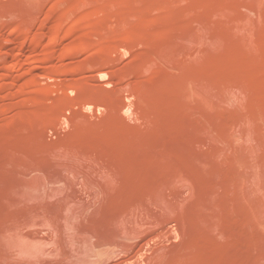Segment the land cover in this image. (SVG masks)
Here are the masks:
<instances>
[{"label": "rangeland", "instance_id": "1", "mask_svg": "<svg viewBox=\"0 0 264 264\" xmlns=\"http://www.w3.org/2000/svg\"><path fill=\"white\" fill-rule=\"evenodd\" d=\"M0 35V264H264V0H0ZM125 126H137L130 132L140 138L130 141L133 135ZM71 130H84V136ZM74 135L90 136L88 142L95 138L79 146ZM151 140L157 142L154 149ZM70 149L86 157L74 161L81 159L83 167L56 157ZM101 151L118 156H112L114 161L108 157L117 165L112 167ZM147 155L151 159L146 161ZM123 158L142 167L136 174L145 178L134 179L131 186L139 185V191L145 182L146 195L136 192V199L131 196L135 204L119 210L120 221L98 229L96 217L105 197L109 201V189L96 165L117 168L127 162ZM138 197L146 203L137 202Z\"/></svg>", "mask_w": 264, "mask_h": 264}, {"label": "bare ground", "instance_id": "2", "mask_svg": "<svg viewBox=\"0 0 264 264\" xmlns=\"http://www.w3.org/2000/svg\"><path fill=\"white\" fill-rule=\"evenodd\" d=\"M26 13H27V12H26ZM28 17H29V16H28ZM24 19H25V18H24ZM41 20H42V19H41ZM28 22H29V21H28ZM40 24H41V23H40ZM22 26H23V25H22ZM28 26H29V25H28ZM38 26H39V25H38ZM40 27H42V26L40 25ZM34 30H35V29H34ZM10 31H11V30H10ZM28 31H29V30H28ZM25 32H26V31H25ZM0 36H1V35H0ZM25 37H27V35H26ZM0 38H1V37H0ZM30 39H31V38H30ZM1 43H3V40H2ZM29 43H30V42H29ZM27 44H28V42H27ZM31 44H32V43H31ZM0 45H2V44H0ZM29 45H30V44H29ZM0 49H1V48H0ZM2 49H5V48L3 47ZM5 50H6V49H5ZM0 58H1V57H0ZM87 109H88V108H87ZM139 109H142V108H140V106H139ZM147 109H148V108H147ZM153 109H154V108H153ZM144 110H145V109H144ZM150 110H151V107H150ZM154 110L157 111V109H154ZM154 110H153L152 112H155ZM93 111H94V110H93ZM111 111H112V110H111ZM142 111H143V110H142ZM145 111H146V110H145ZM112 112H113V111H112ZM149 112H150V111H148L147 113H149ZM141 113H142V112H140L138 115H140ZM114 114H118V112H117V113H114ZM142 114H143V113H142ZM110 115H111V114H110ZM128 115H129V114H128ZM143 115H144V114H143ZM150 115H151V114H150ZM150 115H148V116L150 117ZM144 116H145V115H144ZM151 116H153V114H152ZM154 116H155V113H154ZM157 116H159V115H157ZM105 117H106V116H105ZM114 117H115V116H114ZM114 117H113V118H114ZM118 117H120V116H118ZM129 117H130V116H129ZM139 117H140V116H139ZM141 117H142V116H141ZM161 117H162V116H161ZM161 117H160V119H161ZM110 118H111V117H110ZM123 118H124V117H123ZM123 118H121V119L123 120ZM144 118H145V117H144ZM144 118H143V119H144ZM147 118H148V117H147ZM155 118H156V116H155ZM180 118H181V117H180ZM103 119H104V118L100 119V122H101V120H103ZM121 119H120V120H121ZM126 119H127V118H126ZM139 119H141V118H139ZM150 119H151V118H150ZM152 119H153V118H152ZM152 119H151V120H152ZM158 119H159V118H158ZM164 119H165V118H164ZM164 119H163V117H162V120H163V122L165 123V120H166V119H165V120H164ZM97 120H98V119H97ZM107 120H108V118H107ZM114 120H115V119H114ZM122 120H121V121H122ZM183 120H184V119H183ZM87 121H88V120H87ZM109 121H110V120H109ZM109 121H108V122H109ZM115 121H117V120H115ZM124 121H125V120H124ZM132 121H133V120H132ZM138 121H139V120H138ZM144 121H145V119H144ZM146 121H147V120H146ZM152 121H153V120H152ZM89 122H91V121H89ZM95 122H97V121H95ZM103 122H105V120H104ZM106 122H107V121H106ZM128 122H129V121H128ZM153 122L155 123V121H153ZM158 122H160V121L157 120V121H156V124H157ZM163 122H162V123H163ZM181 122H182V121H181ZM181 122H180V123H181ZM91 123H92V122H91ZM109 123H110V122H109ZM116 123H117V122H116ZM120 123H121V122H120ZM120 123H119V121H118V124H120ZM126 123H127V122H126ZM129 123H130V122H129ZM145 123H146V122H145ZM154 123H153L152 125H154ZM174 123H176V121H174ZM83 124H84V123L80 124V126L83 125ZM98 124H99V123H98ZM105 124H106V123H105ZM114 124H115V123H113V125H114ZM123 124H124V122H123ZM137 124H138V122H137ZM139 124H140V123H139ZM142 124H144V123H142ZM156 124H155V126H157ZM165 124H166V123H165ZM172 124H173V123H172ZM184 124H185V122H184ZM85 125H86V123H85ZM88 125L90 126L89 123H88ZM88 125H87V126H88ZM92 125H94V123H92ZM100 125H102V124H100ZM107 125H108V124H107ZM113 125H112V126H113ZM125 125H127V124H125ZM129 125H130V124H129ZM129 125H127V126L129 127ZM135 125H136V124H135ZM152 125H151V126H152ZM160 125H161V123L159 124V126H160ZM167 125L169 126V123L166 124V125H164V126L167 127ZM175 125H176V124H175ZM177 125H179V123H178ZM182 125H183V123H182ZM182 125H181V126H182ZM95 126H96V123H95ZM109 126H110V125H109ZM112 126H111V127H112ZM120 126H122V125H120ZM127 126H125L124 129H126ZM144 126H145V125H144ZM147 126H148V124H147ZM147 126H146V128H145V127H144V128L147 129V128H148ZM161 126H162V125H161ZM77 127H78V126H77ZM81 127H83V126H81ZM85 127H86V126H84L83 128H85ZM91 127H92V126H91ZM91 127H90V128H91ZM96 127H97V126H96ZM96 127H95V129H96ZM104 127H105V126H104ZM113 127H114V126H113ZM123 127H124V126H123ZM135 127H137V126H135ZM135 127L133 128V130H135ZM140 127H141V126H140ZM162 127H163V126H162ZM174 127L177 129L176 126H173V128H174ZM178 127H179V126H178ZM75 128H76V127H74V129H75ZM83 128H82V129H83ZM88 128H89V127H88ZM92 128H93V127H92ZM92 128H91V129H92ZM99 128H100V126H99ZM101 128H102V127H101ZM101 128H100V129H101ZM105 128H107V126H106ZM129 128H131V126H130ZM152 128L154 129V127H152ZM157 128H158V127H157ZM160 128H161V127H160ZM167 128H168V127H167ZM93 129H94V128H93ZM107 129H109V127H108ZM107 129H105V130L102 129V130L105 131L104 134H106V132L109 131V130L112 131V130H111L112 128L109 129V130H107ZM114 129H115V128H113V130H114ZM142 129H143V128H142ZM148 129H149V128H148ZM155 129H156V128H155ZM155 129H154V130H155ZM163 129H164V128H163ZM163 129L161 128L160 130L163 131ZM182 129H184V128H182ZM182 129H181V130H182ZM84 130H85V129H84ZM84 130H82L83 132L81 131L82 133H81L80 131H78V130H77L76 133H75L76 130H75V131H74V130H73V131L71 130V131L74 132L75 134L79 133V134H77V135H81V134L83 135ZM102 130H101V131H102ZM131 130H132V129L129 130V129L127 128V129L124 130V131H127V132L129 131V132H130ZM133 130H132V131H133ZM149 130H150V129H149ZM157 130L160 131L159 128H158ZM166 130H167V129H166ZM166 130H165V131H166ZM178 130H180V129H178ZM181 130H180V131H181ZM85 131H89V130L87 129V130H85ZM91 131H92V130H91ZM94 131H95V130H94ZM94 131H92V132H94ZM96 131H99V130H98V127H97ZM96 131H95V133H96ZM145 131H146V130H145ZM152 131H153V130L151 129L150 132H152ZM165 131H164L163 133H165ZM169 131H170V129H169ZM140 132H142V131H141L140 128H139V134H140ZM146 132H147V131H146ZM171 132H172V133H171ZM171 132H169V133H171V134H173V132L176 133L175 131H171ZM182 132H183V131H182ZM74 133H73V134H74ZM80 133H81V134H80ZM88 133H89V132H88ZM97 133H98V132H97ZM99 133H100V131H99ZM108 133H109V132H108ZM110 133H111V132H110ZM130 133L132 134V132H130ZM135 133L137 134V135H135L136 137L139 136V134L137 133V131H136ZM143 133H144V131L142 132V134H143ZM148 133H149V132H148ZM148 133H146L147 136H148ZM153 133H154V131H153ZM179 133H180V132H179ZM86 134H87V133H85V135H86ZM90 134H91V132H90ZM102 134H103V133H102ZM102 134H99V135H102ZM104 134H103V135H104ZM150 134H151V137H152V133H150ZM157 134H158V133H157ZM157 134H154V135H157ZM161 134H162V132H161ZM69 135H70V134H69ZM77 135H74V139H73V140H74V141H73L74 145L78 144V142H80V141H82V142L85 144V142H86V140H87L86 137H88V136H86L85 139H80L82 135L80 136V138H79V136L77 137ZM91 135H92V134H91ZM93 135H94V134H93ZM107 135H108V134H107ZM126 135H127V134H126ZM126 135L124 134V136H126ZM132 135H133V137L130 136V137H131V140H130V141L134 140V138H135V137H134V132H133ZM154 135H153V137H154ZM162 135H164V134H162ZM177 135H178V134H177ZM177 135H175V138H176ZM83 136H84V135H83ZM122 136H123V134H122ZM122 136H121V138H122ZM124 136H123V137H124ZM128 136H129V135H128ZM128 136H126V137H128ZM147 136H145V137L148 139V137H150V136H148V137H147ZM158 136H161V135L158 134ZM173 136H174V134H173ZM89 137H90V136H89ZM89 137H88V139H89ZM92 137H93V136H91V139H92ZM95 137H97L96 134H95ZM95 137H93V141H94V138H95ZM100 137H101V136H100ZM110 137H111V136L109 135V136H108V139H109ZM126 137H124V138L126 139ZM142 137H143V136H142ZM151 137H150V138H151ZM166 137H167V136H166ZM169 137H170V136H169ZM177 137H178V136H177ZM180 137H181V136H179V139H180ZM72 138H73V136H72ZM83 138H84V137H83ZM98 138H99V137H98ZM124 138H122L121 141H124ZM139 138H140V136H139ZM139 138H135V139L138 140ZM154 138H157V136L154 137ZM162 138H163V137H162ZM170 138H172V136H171ZM65 139H66V138H65ZM67 139H68L69 141H67V143H65L66 145H67V144L69 145V142L72 143L71 140L68 138V136H67ZM91 139H90V141H92ZM101 139H102V137H101ZM111 139H112V138H111ZM129 139H130V138H129ZM151 139H152V138H151ZM158 139H159V138L156 139L157 142H158ZM160 139H161V137H160ZM160 139H159V140H160ZM166 139H167V138H166ZM177 139H178V138H177ZM179 139H178V140H179ZM84 140H85V142H84ZM97 140H98V139H97ZM97 140H95V141H97ZM99 140H100V139H99ZM99 140H98V141H99ZM102 140H103V139H102ZM102 140H101V141H102ZM106 140H107V139H106ZM106 140H104L103 142H105ZM137 140H136V142H137ZM156 140H155V141H156ZM161 140H162V139H161ZM167 140H169V139H167ZM171 140H175V139H170V141H171ZM181 140H182V139H181ZM63 141L65 142L66 140H63ZM63 141H62V142H63ZM90 141H89V142H90ZM115 141H116V140H115ZM127 141H128V139H127ZM127 141H126V142H127ZM134 141H135V140H134ZM143 141L145 142V139H144V138H143ZM163 141H164V140H163ZM170 141H169V142H170ZM175 141H176V140H175ZM179 141H180V140H179ZM182 141H183V140H182ZM182 141H181V143H182ZM62 142H61V143H62ZM82 142H80V144H81ZM89 142H88V140H87L86 144H88ZM118 142H119V141H118ZM140 142H142V140H141ZM151 142H152V144H151L150 142H149V143L152 145V147H153L152 149H154V146H153L154 141L151 140ZM157 142H155V143H157ZM164 142H165V141H164ZM28 143H29V142H28ZM73 143H72V144H73ZM75 143H76V144H75ZM83 143H82V144H83ZM92 143H93V142H92ZM96 143H99V145H100L101 142L99 141V142H96ZM96 143H93V144L95 145ZM123 143H124V142H123ZM130 143L132 144V142H130ZM134 143H135V142H134ZM146 143H147V142H146ZM155 143H154V144H155ZM160 143H161V142H160ZM172 143H174V141H173ZM172 143H171V144H172ZM181 143H180V147L182 146ZM32 144H34V143H31V146H32ZM58 144H59V143H58ZM58 144H57V145H58ZM72 144H71V146H73ZM82 144H81V145H82ZM86 144H85V145H86ZM93 144H92V145H93ZM104 144H106V142L103 143V145H104ZM119 144H120V143H119ZM131 144H128V145L131 146ZM137 144H138V143H137ZM137 144L135 143V145H137ZM139 144H141V143H139ZM143 144H144V143H143ZM147 144H148V143H147ZM147 144H146V145H147ZM161 144H162V143H161ZM161 144H160V146H161ZM164 144L167 145L168 143H164ZM60 145H64V144H60ZM66 145H64V146L66 147ZM78 145H79V144H78ZM92 145L90 144V146H92ZM101 145H102V144H101ZM101 145H100V146H101ZM121 145H122V144H121ZM125 145H127V143H126ZM133 145H134V144H133ZM133 145H132V146H133ZM146 145H144L145 147L143 146L144 149L147 148ZM151 145H150L149 148H150V150L152 151V149H151ZM162 145H163V144H162ZM166 145H165V147H166ZM168 145H170V143H169ZM175 145H176V144H175ZM175 145H174V146H175ZM177 145H179V144H177ZM25 146H26V145H25ZM25 146H24V147H25ZM31 146H29V147H31ZM69 146H70V145H69ZM79 146H80V145H79ZM122 146H123V145H122ZM130 146H129V147H130ZM139 146H141V145H139ZM155 146H156V145H155ZM157 146H158V145H157ZM184 146H185V145H184ZM35 147H39V146H37V144H36ZM42 147H43V146H42ZM44 147H46V145H44ZM47 147H48V146H47ZM59 147H60V146H59ZM62 147H63V146H62ZM73 147H74V146H73ZM92 147H93V146H92ZM98 147H99V146H98ZM119 147H120V146H119ZM134 147H135V146H134ZM134 147H132V148H133L134 151H135L136 148L138 147V145H137L136 148H134ZM143 147H142V150H143ZM162 147H163V146H162ZM168 147H169V146H168ZM175 147H176V146H175ZM182 147H183V146H182ZM25 148L28 149V146L25 147ZM39 148H40V147H39ZM49 148H51V147H49ZM77 148H78V147H77ZM77 148H76V149H77ZM82 148H83V147H82ZM84 148H85V147H84ZM87 148H88V147H87ZM89 148H90V147H89ZM99 148H100V147H99ZM106 148H107V147H106ZM125 148H126V147H125ZM127 148H128V146H127ZM132 148H131V149H132ZM169 148H170V147H169ZM169 148H168V149H169ZM173 148H174V147H173ZM176 148H179V147H176ZM186 148H187V147H186ZM23 149H24V148H23ZM30 149H31V148H30ZM51 149H52V148H51ZM71 149H72V148H71ZM71 149H70V150H71ZM90 149H91V148H90ZM103 149H104V147H103ZM113 149H114L113 152H115V151L117 150V149L115 150V148H112L111 150H113ZM119 149H122V147L119 148ZM131 149H130L129 151H131ZM133 149H132V152H133ZM137 149H138V148H137ZM170 149H171V148H170ZM180 149H181V148H180ZM24 150H25V149H24ZM31 150H33V146H32V149H31ZM31 150H30V151H31ZM34 150H35V149H34ZM37 150H38V149H37ZM45 150H47V148H46ZM54 150H55V147H54ZM88 150H89V149H88ZM95 150L98 151L99 149L96 148V146H95ZM95 150H93V151H95ZM125 150L127 151V149H125ZM147 150H148V149H146V151H147ZM150 150H149V151H150ZM171 150H172V149H171ZM189 150L191 151L192 149L190 148ZM27 151H29V150H27ZM35 151H36V150H35ZM40 151H41V149H40ZM49 151H50V150H48V151H46V152H49ZM71 151H72V152H69V151L61 152V154H63V153H64V154H63V155H60V156L57 155L56 157H58V158L60 157V158L64 159V160L66 161L65 163H67V164H68V162H69V164H70V161H73V165H74V161L79 160L80 157H81V159L84 157V156L82 157L83 154H79V153H78L79 151H78V152H74L73 150H71ZM76 151H77V150H76ZM80 151H81V150H80ZM106 151H107V150H106ZM123 151H124V150H123ZM139 151L141 152L140 149H139ZM161 151H162V150H161ZM164 151H165V150H164ZM175 151H177V150L175 149ZM186 151H187V150H186ZM190 151H188L187 153H189ZM33 152H34V151H33ZM46 152H45V153H46ZM55 152H56V151H55ZM55 152H54V153H55ZM65 152H67V153H65ZM84 152L87 153V151H85V150H84ZM88 152H89V151H88ZM95 152H96V151H95ZM102 152H103V151L100 152V154H102V156H104V157L106 156L107 158L109 157V156H108L109 153H108V154H105V152H104V153H102ZM132 152H130V154H131ZM137 152H138V151H137ZM143 152H144V150H143ZM177 152H178V151H177ZM177 152H176V153H177ZM184 152H185V151H184ZM192 152H193V151H192ZM20 153H21V152H20ZM23 153H24V152H23ZM37 153H38V152H37ZM39 153H40V152H39ZM41 153H42V151H41ZM54 153H53V154H54ZM90 153H91V152H90ZM116 153L118 154V151H117ZM116 153H115V154H116ZM124 153H125V154L122 153V155H126V152H125V151H124ZM134 153H135V152H134ZM141 153H142V152H141ZM148 153H149V152H148ZM156 153H158V151H156ZM156 153H155V154H156ZM159 153H160V151H159ZM159 153H158V154H159ZM162 153H163V152H162ZM166 153H167V152H165V154H166ZM168 153H169V152H168ZM170 153L172 154L173 151H170ZM176 153H175V155H176ZM48 154H49V153H48ZM48 154H47V155H48ZM78 154H79V155H78ZM94 154H96V153H94ZM104 154H105V155H104ZM117 154H116V155H117ZM128 154H129V152H128ZM128 154H127V156H128ZM135 154L138 155L139 153H138V154L135 153ZM142 154H143V153H142ZM142 154H139V155H141V157H142ZM144 154H145V153H144ZM144 154H143V155H144ZM155 154H153L152 156L154 157ZM163 154H164V153H163ZM163 154H162L161 156H165V157H166V155H163ZM181 154L184 155L183 152H182ZM189 154H190V153H189ZM192 154H193V153H192ZM31 155H32V152H31ZM39 155H40V154H39ZM39 155H38V156H39ZM98 155H99V153H98ZM110 155H111V157H109V158L112 159V156L114 155V153H113V154H110ZM122 155H121V153H120V156H121V157H124V156H122ZM169 155H170V154H169ZM169 155H168V156H169ZM172 155H173V154H172ZM20 156H21V155H20ZM25 156H26V153H25ZM29 156H30V155H29ZM32 156H33V159H35V158H34V155H32ZM44 156H45V155L42 154L41 157L44 158ZM49 156H50V155H49ZM85 156H87V155H85ZM100 156H101V155H99V158H101ZM120 156H119V157H120ZM168 156H167V157H168ZM178 156H179V154H178ZM16 157H18V156H16ZM23 157H24V156H23ZM35 157H36V156H35ZM114 157H115V155H114ZM117 157H118V156H116L115 159H118ZM125 157H126V156H125ZM125 157H124V158H125ZM133 157H134V156H133ZM138 157H139V156H138ZM143 157H144V156H143ZM150 157H151V156H150ZM180 157H181V155H180ZM180 157H179V159H180ZM183 157H184V156H183ZM186 157L188 158L187 154H186ZM194 157H195V153H194ZM20 158H21V157H20ZM26 158H27V157H26ZM28 158H29V157H28ZM30 158H31V160H32V157H30ZM30 158H29V159H30ZM45 158H46V157H45ZM52 158H53V157H52ZM60 158H59V159H60ZM84 158H86V157H84ZM99 158H98V159H99ZM102 158H103V157H102ZM107 158H106V159H107ZM109 158H108V160H109ZM124 158H123V159H124ZM126 158H127V157H126ZM130 158H131V161H130V159H129V161H130L131 163L133 162V164H134L135 159H134V161L132 160V155H131ZM136 158H137V156H136ZM169 158H170V156H169ZM169 158H168V159H169ZM173 158H174V157H173ZM175 158H176V157H175ZM181 158H182V157H181ZM192 158H193V157H192ZM36 159H37V158H36ZM36 159H35V160H36ZM40 159H41V158H40ZM48 159H49V158H48ZM48 159L45 160V161L47 162ZM50 159H51V158H50ZM50 159H49V160H50ZM81 159H80V161H81ZM92 159H93V158H92ZM113 159H114V158H113ZM113 159H112V160H113ZM127 159H128V158H127ZM127 159H124V161H126ZM138 159H139V158H138ZM141 159H144V158H141ZM148 159H151V158H149L148 155H147V158H146V156H145V160L147 161ZM157 159H158V158H157ZM160 159H161V158H160ZM163 159H164V158H163ZM163 159H161V160H163ZM168 159H167V160H168ZM176 159H177L176 161H178V165H177V166H180V165H181V167H183V166H182V163H181V162H183V161L180 162L178 158H176ZM20 160H21V159H20ZM22 160H23V159H22ZM24 160H25V159H24ZM64 160H62L63 163H64ZM84 160H85V159H84ZM136 160H137V159H136ZM154 160H155V159L152 158V160H151L150 163H152ZM164 160H165V159H164ZM167 160H165L166 163H168ZM182 160H183V158H182ZM185 160H186V159H185ZM16 161H19V160L17 159ZM37 161H38V160H37ZM43 161H44V160H43ZM58 161H59V160H58ZM62 161H61V163H62ZM80 161H77L75 165L77 166L78 163H79V165L82 164ZM93 161H95V160H93ZM103 161H104V160H103ZM105 161H107V160H105ZM113 161H114V160H113ZM139 161H140V160H139ZM141 161H142V160H141ZM156 161H157V160H156ZM156 161H155V162H156ZM172 161H173V165H172V163L169 164V163L172 162ZM187 161H188L187 163H190V162H191L190 158H188ZM192 161H193V160H192ZM41 162H42V161H40L39 163H41ZM49 162H50V161H49ZM49 162H47V163H49ZM54 162H55V161H54ZM82 162H83V161H82ZM87 162H88V159H87ZM90 162H92V161H90ZM118 162L121 163L120 160H119ZM127 162H128V160H127ZM127 162H126V163H127ZM130 162H128V163H130ZM136 162H137V161H136ZM155 162H154V163H155ZM157 162H158V164H159V161H157ZM163 162H164V161H163ZM170 162L168 163V164L170 165V167L173 166V168L176 169V168L174 167V166H175L174 164H175L176 162L174 163V160H171V158H170ZM25 163H26V162H25ZM27 163H28V162H27ZM27 163H26V164H27ZM35 163H36V162H35ZM61 163H59V164H61ZM84 163H85V162H84ZM84 163H83V164H84ZM101 163H102V162H101ZM101 163H100V166H99V167H97V166L99 165V164L97 163V165H96V169L99 168L98 171H99V172H102V174H104V176L101 177V178H102L101 180H104V179H105V182H104V183H107L106 185H108V187H107V186H106V187H107V189H109V196H108L109 201L106 202V198H107V197H105V200L102 201V202L105 201L106 203L104 202L105 205L103 204V208L101 209V211L103 210V212H101V214L99 213L98 216L96 217L95 225H96L97 227H99L98 229H102V228H108V229H109V228H112V227H113L114 222L116 223V222H118V221L121 220L119 214H122V213L119 211L120 209H122V212H126V211H124L123 209L126 208V209L129 210V208H131V206L135 204V202L132 201V198H133V197H131V196H134V195L136 194V196L134 197V199H136V197H137V195H138L137 193H138V192H139V193L142 192V194H143L144 189H146V188H144L143 186L147 187V185H144L145 182H144V183L142 182L143 185L141 186V188H140L141 190H139V191L136 190V189H138V188L135 189V187H140L139 185H138V186H131V184L133 185V183L136 185L134 179L138 178V181H139V177H142V174H138V175H141V176H139V177H137V174H136V173H138L140 170H142V167H141V169H140V167H137V168H136V166H138V164H137V165L135 166V168H134V167H132L133 164L130 163L129 165H127L128 163H127V164H126V163L124 164V162H122V163H123V164L121 163L122 166L118 165L117 168H116V166H115L116 170H115V168H113V169L110 168V167L108 166V164H107V166L110 168L111 171L114 170V171H112V172H114L116 175L119 174V176H116V175H115L116 177L114 176L115 178H113L112 175H113L114 173L112 174V173L108 170L109 168L106 169L107 167H102L104 164L101 165ZM106 163H108V162H106ZM111 163L117 165L116 160H115V163H113V162H111V161L109 160V164L112 166ZM141 163H142V162H141ZM154 163H153V164H154ZM179 163H180V165H179ZM184 163H185V162H184ZM196 163H197V162H196ZM26 164H25V165H26ZM30 164H31V163H30ZM42 164H43V163H42ZM50 164H51V163H50ZM59 164H58V165H59ZM83 164H82V167H83ZM85 164H86V163H85ZM93 164H95V163H93ZM135 164H136V163H135ZM142 164H143V163H142ZM146 164H149V162H148V163L146 162ZM185 164H186V163H185ZM185 164H183V165H185ZM197 164H198V163H197ZM197 164H196V165H197ZM31 165H33V164H31ZM37 165H40V164L37 163L36 166H37ZM45 165H46V164H45ZM55 165H56V164H55ZM61 165H62V164H61ZM65 165H66V164H64V166H65ZM75 165H74V166H75ZM79 165H78V166H79ZM90 165H91V164H90ZM105 165H106V164H105ZM139 165H140V163H139ZM144 165H145V164H144ZM149 165H150V164H149ZM149 165H148V166H149ZM156 165H157V164H156ZM160 165H161V164H160ZM164 165H166V164L164 163ZM192 165H194V164H192ZM23 166H24V165H23ZM28 166H29V165H28ZM34 166H35V165H34ZM43 166H44V164H43ZM62 166H63V165H62ZM64 166H63V167H64ZM67 166H69V165H67ZM91 166H92V165H91ZM91 166H90V167H91ZM94 166H95V165H94ZM94 166H92L94 169H92V168H90V169L96 171V169H95ZM119 166L122 167L121 170H120V173H118L119 171H117V169L120 168ZM141 166H142V165H141ZM153 166H154V165H153ZM187 166H188V165H187ZM24 167H26V166H24ZM29 167H30V166H29ZM29 167H28V168H29ZM51 167H52V165H51ZM51 167H50V168H51ZM59 167H61V166H59ZM80 167H81V166H80ZM100 167H102V169L105 168V169L108 170V171H106L105 169L102 170ZM112 167H113V166H112ZM144 167H147V165H145ZM149 167H150V166H149ZM158 167H159V165H158ZM158 167H157V168H158ZM161 167H162V166H161ZM181 167H180V168H181ZM190 167H191V166H190ZM197 167H200V165H199V166L197 165ZM39 168H40V167H39ZM42 168H43V167H42ZM55 168H57V167L55 166ZM61 168H62V167H61ZM64 168H66V167H64ZM157 168H156V169H157ZM173 168H172V169H173ZM183 168H184V167H183ZM51 169H52V168H51ZM51 169H50V170H51ZM66 169H67V168H66ZM82 169H83V168H81L80 170H82ZM100 169H101V170H100ZM126 169H127V170H126ZM136 169H139V171L136 170ZM145 169H146V168H145ZM151 169H152V168H151ZM161 169H162V168H161ZM165 169H166V167H165ZM172 169H171V170H172ZM185 169H186V168H185ZM188 169H190V168H188ZM196 169H197V168H196ZM40 170H41V169H40ZM54 170H56V169H53V171H54ZM61 170H62V169H61ZM64 170H65V169H64ZM68 170L70 171V169H68ZM84 170H85V169H84ZM92 170H90V171H92ZM104 170H105V173L103 172ZM149 170H150V169H149ZM176 170H177V169H176ZM183 170H184V169H183ZM193 170H195V169H193ZM12 171H13V170H12ZM15 171H16V169H15ZM17 171H19V170H17ZM42 171L44 172V169H42ZM48 171H49V170H48ZM51 171H52V170H51ZM69 171H67V172H69ZM115 171H116V172H115ZM126 171H127V172H126ZM136 171H137V172H136ZM144 171H146V170H144ZM144 171H143V172H144ZM147 171H148V170H147ZM156 171H157V170H156ZM158 171H159V170H158ZM160 171H161V170H160ZM184 171H185V170H184ZM187 171H188V170H187ZM195 171H196V170H195ZM197 171H198V170H197ZM59 172H61V171H59ZM59 172H58V173H59ZM78 172H79V171H78ZM78 172H77V173H78ZM80 172H81V171H80ZM84 172H85V171H82L81 173H84ZM96 172H97V171H96ZM99 172H97L96 175H98ZM107 172H108V173H107ZM109 172H110L112 175H110ZM151 172H153V170L150 171L149 177H151ZM182 172H183V171H182ZM191 172H192V171H191ZM200 172H201V171H200ZM9 173H10V172H9ZM13 173H14V171H13ZM19 173L21 174V172H19ZM48 173H49V172H48ZM52 173H53L54 175L57 174L56 171H55V173H54V172H51V174H52ZM69 173H70V172H69ZM75 173H76V171H75ZM81 173H79V174H81ZM87 173H88V172H87ZM89 173H90V172H89ZM93 173H95V172L93 171ZM106 173H107V174H106ZM117 173H118V174H117ZM139 173H141V171H140ZM154 173H155V172H154ZM166 173H168V172H166ZM166 173H165V175H166ZM177 173H178V172H177ZM186 173H187V172H186ZM189 173H190V171H189ZM38 174H40V173L38 172ZM43 174H44V173H43ZM43 174H42V176H43ZM61 174H62V173H61ZM100 174H101V173H100ZM145 174H146V173H145ZM156 174H159V172H157ZM172 174H173V173H172ZM178 174H179V173H178ZM178 174H177V175H178ZM183 174L185 175V173H182V175H183ZM187 174H188V173H187ZM190 174H191V173H190ZM196 174H200V173H196ZM6 175H8V174H6ZM10 175H11V173H10ZM46 175H47V174H46ZM48 175H50V174H48ZM71 175H72V174H71ZM194 175H195V174H194ZM12 176H13V175H12ZM12 176H11V177H12ZM39 176H40V175H39ZM39 176H38V177H39ZM58 176H59V174H58ZM87 176H88V174H87ZM98 176H101V175H98ZM155 176H156V175H155ZM157 176H158V175H157ZM157 176H156V177H157ZM160 176H161V175H160ZM185 176H186V175H185ZM185 176H183V177H185ZM197 176H200V175H197ZM16 177H17V176H16ZM44 177H45V176H44ZM56 177H57V175H56ZM68 177H69V176H68ZM74 177H75V176H74ZM81 177H82V176H81ZM84 177H85V176H84ZM91 177H92V176H91ZM91 177H90V179H91ZM95 177H96V176H95ZM146 177H148V174H147ZM153 177H154V176H153ZM156 177H155V178H156ZM175 177H176V175H175ZM46 178H47V177H46ZM50 178H51V177H50ZM53 178H55V177L53 176ZM76 178H78V177H76ZM79 178H80V177H79ZM86 178H89V177H86ZM99 178H100V177H99ZM142 178H145V177H142ZM157 178H158V177H157ZM159 178L161 179V177H159ZM180 178H181V177H180ZM14 179H15L16 181H18L17 179H19V178H15V177H14ZM64 179H66V178H64ZM90 179H89V180H90ZM147 179H148V178H147ZM181 179H182V178H181ZM11 180H12V179H11ZM15 180H14V181H15ZM74 180H75V179H74ZM83 180H85V178H84ZM93 180H95V182H96V179H93ZM136 180H137V179H136ZM144 180H145V179H144ZM144 180H143V181H144ZM148 180H149V179H148ZM148 180H147V183L150 184L151 182L149 183ZM153 180H154V179H153ZM162 180H163V179H162ZM9 181H10V180H9ZM9 181H8V182H9ZM16 181H15V182H16ZM27 181H28V180H27ZM42 181H43V180H42ZM75 181H76V180H75ZM90 181H92V180H90ZM131 181H132V182H131ZM140 181H142V180L140 179ZM145 181H146V180H145ZM149 181H150V180H149ZM6 182H7V181H6ZM29 182H30V181H29ZM29 182H28V183H29ZM88 182H89V181H88ZM92 182H93V181H92ZM130 182H131V183H130ZM154 182H155V180H154ZM158 182H159V181H158ZM0 183H1V181H0ZM2 183H3V182H2ZM10 183H11V182H10ZM68 183H71V182H68ZM74 183H75V182H74ZM84 183H85V182H84ZM89 183H90V182H89ZM89 183L86 184V185H89ZM98 183H99V182H98ZM129 183H130V184H129ZM137 183H138V182H137ZM21 184H22V183H21ZM91 184H92V183H91ZM138 184H139V183H138ZM6 185H7V184H6ZM19 185H20V183H19ZM47 185H49V184H47ZM72 185H73V184H72ZM92 185H93V184H92ZM98 185H99V184H98ZM153 185H155V184H153ZM157 185H158V184H157ZM10 186H11V185H10ZM13 186H14V185H12V187H13ZM29 186H30V185H29ZM95 186H96V184H95ZM16 187H18L17 184H16ZM20 187H21V186H20ZM23 187H25V186H23ZM47 187H48V186H47ZM86 187H87V186H86ZM96 187H97V186H96ZM150 187H151V186H150ZM153 187H154V186H153ZM163 187H164V186H163ZM1 188H2V187H1ZM14 188H15V187H14ZM154 188H155V187H154ZM4 189H5V188H4ZM105 189H106V188H105ZM147 189H149V191H148V190H145V193L148 191L147 193L150 192V193L152 194V192L150 191V188H147ZM155 189H156V188H155ZM13 190H14V189H13ZM47 190H48V189H47ZM82 190H83V189H82ZM100 190H101V189H100ZM157 190H159V189H157ZM63 191H64V190H63ZM5 192H6V190H5ZM9 192H10V190H9ZM9 192H8V193H9ZM82 192H83V191H82ZM136 192H137V193H136ZM153 192H154V191H153ZM3 193H4V192H3ZM18 193H19V192H18ZM105 193H106V192H105ZM157 193H158V191H157ZM161 193H162V192H161ZM9 194H10V193H9ZM45 194H46V191H45ZM59 194H60V193H59ZM59 194H58V195H59ZM65 194H66V193H65ZM101 194H103V193H101ZM154 194H155V193H154ZM154 194H152V195H154ZM0 195H1V194H0ZM2 195H3V194H2ZM50 195H51V194H50ZM98 195H99V194H98ZM143 195H144V194H143ZM145 195H146V194H145ZM145 195H144L143 197H145ZM152 195H151V196H152ZM196 195H197V194H195V196H196ZM4 196H5V195H4ZM7 196H8V194H7ZM140 196H141V195H140ZM166 196H167V195H166ZM169 196H170V195H169ZM195 196H194V197H195ZM1 197H2V196H1ZM12 197H14V196H12ZM18 197H19V196H18ZM41 197H42V196H41ZM129 197H131V198H129ZM141 197H142V196H141ZM143 197H142V198H143ZM161 197H162V196H161ZM6 198H7V197H6ZM43 198H44V197H43ZM98 198H99V197H98ZM166 198H167V197H166ZM1 199H2V198H1ZM99 199H100V198H99ZM103 199H104V198H103ZM108 199H107V200H108ZM110 199H111V200L113 199V200H115V201L112 202ZM130 199H131V200H130ZM138 199H140V198L138 197ZM144 199H146V198H144ZM147 199H148V198H147ZM147 199H146V200H147ZM167 199H168V198H167ZM196 199H197V198H196ZM199 199H200V198H199ZM9 200H10V199H9ZM15 200H16V199H15ZM46 200H47V199H46ZM101 200H102V199H101ZM129 200H130V201H129ZM140 200H141V201H140ZM140 200H139V201L137 200V202H140V203H141V202L146 203L144 200H142V199H140ZM152 200H153V199H152ZM155 200H156V199H155ZM157 200H160V198L157 199ZM157 200H156V201H157ZM193 200H194V199H193ZM193 200H192V201H193ZM1 201H2V200H1ZM10 201H12V199H11ZM39 201H40V200H39ZM43 201H44V199H43ZM135 201H136V200H135ZM162 201H164V200H162ZM196 201H197V200H196ZM102 202H101V203H102ZM110 202H111V204H107V203H110ZM130 202H134V203H132V205H131ZM148 202H149V199H148V201H147V204H148ZM198 202H199V201H198ZM2 203H3V202H2ZM17 203H18V201H17ZM36 203H37V202H36ZM167 203H168V202H167ZM167 203H166V205H168ZM169 203H170V202H169ZM193 203H194V202H193ZM0 204H1V202H0ZM18 204H19V203H18ZM43 204H45V203L43 202ZM118 204H120V206H119ZM121 204H122V205H121ZM136 204H137V203H136ZM138 204H139V203H138ZM170 204H171V203H170ZM189 204H190V203H189ZM194 204H195V203H194ZM2 205H3V204H2ZM2 205H1V206H2ZM5 205H6V204H5ZM11 205H12V203H11ZM11 205H10V207H11ZM24 205H25V204H24ZM26 205H27V204H26ZM33 205H34V202H33ZM39 205H40V204H39ZM41 205H42V204H41ZM130 205H131V206H130ZM145 205H146V204H145ZM191 205H193V204H190V206H191ZM199 205H200V203H199ZM1 206H0V207H1ZM135 206H136V205H135ZM154 206H155V205H154ZM173 206H174V205H173ZM193 206H194V205H193ZM193 206H192V207H193ZM195 206H196V205H195ZM2 207H3V206H2ZM31 207H32V206H31ZM44 207H45V206H44ZM97 207H98V206H97ZM101 207H102V204H101ZM127 207H129V208H127ZM141 207H142V206H141ZM146 207H147V206H146ZM165 207H167V206H165ZM6 208H7V207H6ZM13 208H14V207H13ZM16 208H17V207H16ZM27 208H28V207H27ZM36 208H37V207H36ZM40 208H41V207H40ZM49 208H50V207H48L47 209H49ZM54 208H55V207H54ZM98 208H99V207H98ZM104 208H105V209H104ZM151 208H152V207H151ZM182 208H183V206H182ZM186 208H187V207H186ZM186 208H185V209H186ZM193 208H194V207H193ZM200 208H201V207H200ZM1 209H2V208H1ZM19 209H20V208H19ZM23 209H24V208H23ZM23 209H22V210H23ZM28 209H29V208H28ZM34 209H35V208H34ZM37 209H38V208H37ZM37 209H36V210H37ZM51 209H52V208H51ZM126 209H125V210H126ZM148 209H149V208H148ZM175 209H176V208H175ZM7 210H8V209H7ZM9 210H10V209H9ZM14 210H15V209H14ZM24 210H26V208H25ZM38 210H39V209H38ZM40 210H41V209H40ZM131 210H132V209H131ZM150 210H151V209H150ZM176 210H177V209H176ZM183 210H184V208H183ZM196 210H197V209H196ZM198 210H199V208H198ZM11 211H12V209H11ZM18 211H19V210H18ZM29 211H31V210H29ZM29 211H28V212H29ZM34 211H35V210H34ZM169 211H170V210H169ZM193 211H194V210H193ZM19 212H20V211H19ZM128 212H129V211H128ZM183 212H184V211H183ZM194 212H195V211H194ZM194 212H192V213H194ZM0 213L2 214V212H0ZM5 213H6V212H5ZM26 213H27V211H26ZM42 213H43V212H42ZM45 213H47V212H45ZM45 213H44V214H45ZM95 213H96V212H95ZM184 213H185V214L187 213L186 210H185ZM184 213H183V214H184ZM188 213H189V212H188ZM190 213H191V212H190ZM190 213L187 214V216H188V215H191ZM1 214H0V215H1ZM8 214H9V213H8ZM22 214H23V212H22ZM27 214H28V213H27ZM126 214H127V213H126ZM126 214H125V215H126ZM180 214H181V213H180ZM9 215H11V214H9ZM123 215H124V214H123ZM176 215H177V214H176ZM181 215H182V214H181ZM29 216H30V215H29ZM45 216H46V215H45ZM169 216H170V215H169ZM198 216H199V213H198ZM46 218H47V217H46ZM48 218H49V217H48ZM151 218H152V217H151ZM166 218H167V217H166ZM169 218H170V217H169ZM174 218H175V216H174ZM177 218H178V217H177ZM179 218H180V216H179ZM182 218H183V217H182ZM187 218H189V216H188ZM190 218H191V217H190ZM196 218H197V217H196ZM198 218H199V217H198ZM201 218H202V217H201ZM119 219H120V220H119ZM172 219H173V218H172ZM183 219H184V218H183ZM153 220H155V219H153ZM156 220H157V218H156ZM165 220H166V219H165ZM167 220H168V218H167ZM184 220H185V219H184ZM187 220H189V219H186V221H187ZM192 220H193V219H192ZM199 220H200V219H198L197 223L199 222ZM43 221H44V220H43ZM122 221H123V220H122ZM158 221H160L159 218H158ZM176 221H177V220H176ZM186 221H185V222H186ZM194 221H196V220H194ZM202 221H203V220H202ZM204 221H205V220H204ZM92 222H93V221H92ZM156 222H157V221H156ZM206 222H208V221H206ZM206 222H205L204 225L207 224ZM127 223H128V222H127ZM180 223H181V222H180ZM194 223H195V222H194ZM92 224H93V223H92ZM124 224H125V223H124ZM157 224H158V222H157ZM183 224H184V222H183ZM187 224H188V223H187ZM190 224H192V223H190ZM212 224H213V223H212ZM95 225H93V226H95ZM116 225H117V224H116ZM121 225H122V224H121ZM125 225H126V224H125ZM143 225H144V224H143ZM195 225H196V224H195ZM207 225H208V224H207ZM96 226H95V227H96ZM111 226H112V227H111ZM114 226H115V225H114ZM188 226L190 227L189 224H188ZM197 226H198V224H197ZM115 227H116V226H115ZM157 227H158V226H157ZM185 227H186V225H185ZM201 227H202V226H201ZM208 227H209V226H208ZM186 228H187V227H186ZM190 228H191V227H190ZM194 228H195V227H194ZM118 229H119V228H118ZM188 229H189V228H188ZM195 229H197V227H196ZM198 229H199V228H198ZM200 229L202 230L203 228H200ZM205 229H207L206 226H205ZM209 229H210V228H209ZM110 230H111V229H110ZM121 230H122V229H121ZM190 230L193 231V229H190ZM190 230H189V233H190ZM207 230H208V229H207ZM207 230H206V231H207ZM114 231H115V230H114ZM122 231H123V230H122ZM194 231H195V230H194ZM212 231H213V229H212ZM100 232H101V231H100ZM186 232H187V230H186ZM196 232H197V231H196ZM198 232H200V231H198ZM198 232L196 233V235H197V238H200V237H198V234H199ZM204 232H205V231H204ZM176 233H177V232H176ZM194 233H195V232H194ZM109 234H110V232H109ZM122 234H123V233H122ZM187 234H188V233H187ZM207 234H208V233H207ZM212 234H213V233H212ZM212 234H211V235H212ZM106 235H107V234H106ZM141 235H142V234H141ZM150 235H151V234H150ZM189 235H190V234H189ZM189 235H188V237H189ZM203 235H204V234H202V236H203ZM109 236H110V235H109ZM181 236H182V235H181ZM184 236H186V235L184 234ZM191 236H193V233L191 234ZM199 236H201V235H199ZM207 236H208V235H207ZM207 236H206V238H207ZM117 237H118V236H117ZM140 237H141V236H140ZM140 237H139V238H140ZM178 237H179V235H178ZM178 237H177V238H178ZM182 237H183V236H182ZM99 238H100V237H99ZM103 238H104V237H103ZM110 238H112V237H110ZM142 238H143V237H142ZM183 238H184V237H183ZM183 238H182V239H183ZM189 238H190V237H189ZM189 238H188V239H189ZM195 238H196V236H195ZM203 238H204V237H203ZM208 238H210V237H208ZM0 239H1V238H0ZM143 239H144V238H143ZM178 239H179V238H178ZM182 239H181V240H182ZM184 239H185V238H184ZM193 239H194V238H193ZM98 240H100V239H98ZM115 240H117L116 237H115ZM185 240H187V239H185ZM190 240H191V239H190ZM194 240H195V239H194ZM194 240H193V241H194ZM202 240H203V242H204V239H202ZM6 241H7V240H6ZM6 241H5V243H6ZM101 241H102V240H101ZM101 241H100V242H101ZM106 241H107V240H106ZM112 241H113V239H112ZM120 241H121V240H120ZM182 241H183V240H182ZM193 241H192V242H193ZM0 242H1V240H0ZM3 242H4V241H3ZM7 242H8V241H7ZM184 242H185V241H184ZM188 242H189V241H188ZM196 242H197V241H196ZM198 242H199V241H198ZM198 242H197V243H198ZM201 242H202V241H201ZM201 242H200V243H201ZM8 243H9V242H8ZM121 243H123V242H121ZM179 243H180V242H179ZM182 243H183V242H182ZM193 243H194V242H193ZM193 243H192V244L189 243V244H190V245H193ZM114 244L116 245V242H115ZM123 244H124V243H123ZM185 244H186V242H185ZM185 244H184V246H185ZM96 245H97V244H96ZM98 245H99V244H98ZM118 245H119V244H118ZM180 245H181V244H180ZM120 246H121V245H120ZM129 246H130V245H129ZM199 246H200V245H199ZM174 247H176V246H174ZM182 247H183V245H182ZM187 247H188V245H187ZM190 247H191V246H189V248H190ZM195 247H198V245H196ZM120 248H121V247H120ZM128 248H129V247H128ZM133 248H134V247H133ZM133 248H132V249H133ZM135 248H136V247H135ZM176 248H177V247H176ZM180 248H181V246H180ZM180 248H179V246H178V252L181 250ZM183 248H184V247H183ZM185 248H186V247H185ZM123 249H124V248H123ZM130 249H131V248H130ZM179 249H180V250H179ZM190 249H192V248H190ZM193 249H194V247H193ZM174 250H175V248H174ZM183 250H184V249H183ZM194 250H195V249H194ZM196 250H197V248H196ZM196 250L194 251V254H195V252H197ZM127 251H128V250H127ZM129 251H130V250H129ZM181 251H182V250H181ZM181 251H180V252H181ZM192 251H193V250H192ZM123 252H124V251H123ZM171 252L173 253L174 251L171 250ZM186 252H187V251H186ZM189 252H190V251H189ZM113 253H114V252H113ZM115 253H116V251H115ZM124 253H126V252H124ZM168 253H169V254H168ZM168 253H167V254L169 255V258H170V257H171V256H170V252H168ZM172 253H171V254H172ZM174 253H175V252H174ZM191 253H192V252H191ZM182 254H183V252H182ZM46 255H47V254H46ZM53 255H54V254H53ZM122 255H123V254H122ZM165 255H166V254H165ZM168 255H167V258H168ZM173 255H175V254H172V256H173ZM186 255H187V253H186ZM190 255H191V254H190ZM190 255L188 254V256H190ZM55 256H56V255H55ZM58 256H59V255H58ZM178 256H179V255H178ZM180 256H181V255H180ZM191 256H193V255H191ZM53 257H54V256H53ZM158 257H159V256H158ZM164 257H165V256H163V258H164ZM181 257H182V256H181ZM194 257H195V256H194ZM194 257H193V258H194ZM155 258H156V257H155ZM165 258H166V257H165ZM112 259H113V258H112ZM151 259H152V258H151ZM158 259H159V258H158ZM182 259H184V258H182ZM187 259H188V258H187ZM185 260H186V259H185ZM195 260H196V258H195ZM54 261H55V260H54ZM111 261H112V260H111ZM114 261H115V260H114ZM156 261H157V259H156ZM158 261H160V260H158ZM165 261H166V260H165ZM165 261H164V262H165ZM168 261H169V260H167L166 262H168ZM197 261H198V260H196V263H197V264H199V263L201 264V263H202V261H201V262L198 261L199 263H198ZM154 262H155V259H154ZM170 262H171V259H170ZM170 262H169V263H170ZM185 262H186V261H185ZM189 262H190V259H189ZM98 263H100V262H98ZM102 263H103V262H102ZM152 263H153V262H152ZM190 263H191V262H190ZM192 263H193V262H192ZM196 263H195V264H196ZM49 264H50V263H49ZM51 264H52V263H51ZM59 264H60V263H59ZM61 264H62V263H61ZM100 264H101V263H100ZM162 264H163V263H162ZM164 264H166V263H164Z\"/></svg>", "mask_w": 264, "mask_h": 264}]
</instances>
